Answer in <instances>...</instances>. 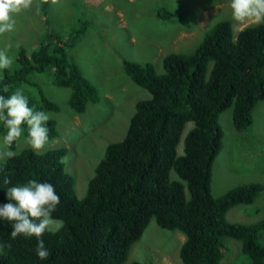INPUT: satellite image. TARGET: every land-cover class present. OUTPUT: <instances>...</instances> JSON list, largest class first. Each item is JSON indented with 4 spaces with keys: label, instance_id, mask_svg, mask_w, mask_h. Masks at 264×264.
I'll return each mask as SVG.
<instances>
[{
    "label": "trees",
    "instance_id": "1",
    "mask_svg": "<svg viewBox=\"0 0 264 264\" xmlns=\"http://www.w3.org/2000/svg\"><path fill=\"white\" fill-rule=\"evenodd\" d=\"M37 1L43 35L34 50L20 46L14 51L12 69L0 70V95L21 89L29 106L56 112L57 106L32 81L43 76L53 86L68 89V107L81 114L88 103L98 101L96 90L68 58L85 22L65 38L48 32V0ZM156 14L161 21L173 18L165 8ZM121 63L148 98L135 102L123 138L105 147L84 195L76 196L73 178L64 171L62 147L42 153L22 149L0 165V204L8 202V187L37 179L54 186L61 202L53 217L65 221L59 232L43 234L50 256L40 260L37 238H13L11 224L0 219V264H124L149 220L161 230L183 234L181 264H228L222 262L224 239L239 242L249 264H264V246L258 243L264 220L251 226L225 221L229 209L252 204L262 186L239 185L219 197L210 193L212 163L222 148L219 115L229 110L233 129L245 131L253 107L264 100V24L233 35L231 24L219 20L192 53L166 55L162 74L148 64ZM47 127L49 140L56 138L54 121ZM0 132L5 134L2 123ZM6 176L8 185L3 183Z\"/></svg>",
    "mask_w": 264,
    "mask_h": 264
},
{
    "label": "rangeland",
    "instance_id": "2",
    "mask_svg": "<svg viewBox=\"0 0 264 264\" xmlns=\"http://www.w3.org/2000/svg\"><path fill=\"white\" fill-rule=\"evenodd\" d=\"M159 8L167 9L173 18L159 20L156 17ZM15 19V31L0 36V48L13 41L27 51L34 50L44 32L38 1L34 0L32 9L21 12ZM219 20L231 24L233 35L255 24L235 21L230 0H48V32L65 38L78 29L81 21L85 22V31L68 51V58L98 95L96 103H88L81 114H75L67 105L68 89L53 86L43 76L32 80L58 108L56 112H48L57 136L39 153L65 149L64 171L72 176L77 197L84 195L105 147L123 138L135 102L148 98V93L125 75L121 62L148 64L156 74H162L166 55L192 53ZM251 117L249 129L238 132L232 127L229 110L219 115L222 148L212 163L210 183L212 197L243 184L262 186L252 204L237 205L225 214L227 223L246 226L264 220V100L253 107ZM184 133L183 129L180 141ZM3 135L0 132V143ZM22 149H31L23 138L14 150ZM183 241L182 233L161 230L149 220L140 238L129 247L124 264H181L178 251ZM258 243L264 246V232L258 234ZM222 253L223 263L249 264L235 240L224 239Z\"/></svg>",
    "mask_w": 264,
    "mask_h": 264
},
{
    "label": "clouds",
    "instance_id": "3",
    "mask_svg": "<svg viewBox=\"0 0 264 264\" xmlns=\"http://www.w3.org/2000/svg\"><path fill=\"white\" fill-rule=\"evenodd\" d=\"M33 3L34 0H0V36L14 32L16 15L32 9ZM230 9L235 21L264 24V0H230ZM19 47L18 42L9 41L0 48V70L13 68L15 57L10 53L13 48ZM3 90L8 92V85L5 84ZM50 119L47 111L29 106V99L21 89H16L9 96L0 95V123L5 129L0 143V165L18 155L13 150V145L19 147L22 138L37 153L45 149L50 143L47 127ZM3 183L10 184L7 176ZM6 199L7 203L0 204V219L11 224V236L36 237V256L40 260L48 259L50 250L42 239L43 234L57 233L65 227L63 219L53 217L61 202L54 186L48 182L29 179L24 184L8 187Z\"/></svg>",
    "mask_w": 264,
    "mask_h": 264
},
{
    "label": "crops",
    "instance_id": "4",
    "mask_svg": "<svg viewBox=\"0 0 264 264\" xmlns=\"http://www.w3.org/2000/svg\"><path fill=\"white\" fill-rule=\"evenodd\" d=\"M158 11V10H157ZM157 11H156V13H157ZM156 17H157V14H156Z\"/></svg>",
    "mask_w": 264,
    "mask_h": 264
}]
</instances>
